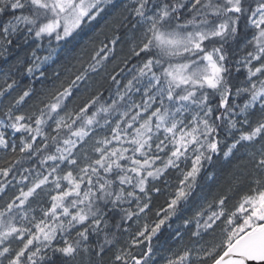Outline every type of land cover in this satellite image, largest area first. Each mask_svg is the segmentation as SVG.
<instances>
[{
  "label": "snow or ice",
  "instance_id": "6c2138e0",
  "mask_svg": "<svg viewBox=\"0 0 264 264\" xmlns=\"http://www.w3.org/2000/svg\"><path fill=\"white\" fill-rule=\"evenodd\" d=\"M0 264H264V0H0Z\"/></svg>",
  "mask_w": 264,
  "mask_h": 264
},
{
  "label": "trees",
  "instance_id": "16d2710c",
  "mask_svg": "<svg viewBox=\"0 0 264 264\" xmlns=\"http://www.w3.org/2000/svg\"><path fill=\"white\" fill-rule=\"evenodd\" d=\"M209 167V170H211V166H208Z\"/></svg>",
  "mask_w": 264,
  "mask_h": 264
}]
</instances>
